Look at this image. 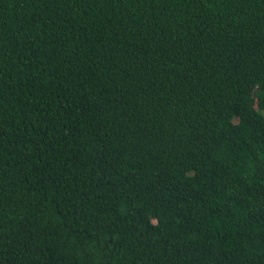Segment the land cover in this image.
Listing matches in <instances>:
<instances>
[{"label":"trees","instance_id":"obj_1","mask_svg":"<svg viewBox=\"0 0 264 264\" xmlns=\"http://www.w3.org/2000/svg\"><path fill=\"white\" fill-rule=\"evenodd\" d=\"M0 264H264V0H0Z\"/></svg>","mask_w":264,"mask_h":264}]
</instances>
